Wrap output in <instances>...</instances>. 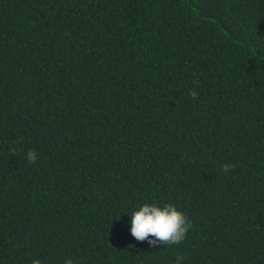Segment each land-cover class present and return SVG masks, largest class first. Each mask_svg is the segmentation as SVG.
Listing matches in <instances>:
<instances>
[{
  "label": "trees",
  "instance_id": "1",
  "mask_svg": "<svg viewBox=\"0 0 264 264\" xmlns=\"http://www.w3.org/2000/svg\"><path fill=\"white\" fill-rule=\"evenodd\" d=\"M145 203L181 244L131 236ZM177 254L264 264V0H0V264Z\"/></svg>",
  "mask_w": 264,
  "mask_h": 264
},
{
  "label": "clouds",
  "instance_id": "2",
  "mask_svg": "<svg viewBox=\"0 0 264 264\" xmlns=\"http://www.w3.org/2000/svg\"><path fill=\"white\" fill-rule=\"evenodd\" d=\"M188 95L195 99L198 93L189 90ZM15 152V149H12ZM26 158L30 163H35L38 159L34 150L26 153ZM234 168V165L225 164L222 171L227 174ZM130 234L138 242H147L150 248H157L166 245H179L185 238L189 230L193 227L192 222L186 218L185 214L178 211L171 203L158 206L155 203H145L131 213ZM132 247V245H129ZM184 257L181 254L176 256V264H181ZM32 264H41L33 260ZM65 264H74L72 259L65 260Z\"/></svg>",
  "mask_w": 264,
  "mask_h": 264
}]
</instances>
